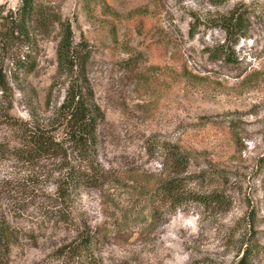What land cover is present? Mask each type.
I'll list each match as a JSON object with an SVG mask.
<instances>
[{"label": "rangeland", "instance_id": "obj_1", "mask_svg": "<svg viewBox=\"0 0 264 264\" xmlns=\"http://www.w3.org/2000/svg\"><path fill=\"white\" fill-rule=\"evenodd\" d=\"M36 2L86 44L105 115L99 162L111 179L63 201L54 162L18 157L16 126L31 120L29 108L49 117L61 34L56 26L1 47L11 91L0 103V223L15 243L0 264H238L247 245L248 264H264V0ZM241 4L256 12L250 38L222 49L219 20ZM20 5L0 0V16ZM30 51L33 73L15 72L13 60ZM170 145L190 160L180 176L190 200L153 215Z\"/></svg>", "mask_w": 264, "mask_h": 264}, {"label": "trees", "instance_id": "obj_2", "mask_svg": "<svg viewBox=\"0 0 264 264\" xmlns=\"http://www.w3.org/2000/svg\"><path fill=\"white\" fill-rule=\"evenodd\" d=\"M214 5L219 4L215 2ZM241 6L242 10L233 9L219 20L225 35L222 49L250 38L251 14L256 12L245 4ZM56 26L61 38L56 51V75L46 96L49 117L40 120L29 108L31 120L20 121L16 126L20 133L16 153L22 161L28 163L38 164L44 160L54 162L56 193L64 201L72 192L83 187L102 191L111 179L99 162L100 129L105 123V115L95 100L88 77L86 44L75 41L70 21L63 20L51 7L39 4L36 0H21L16 11L0 16V48L5 51V48L13 44L14 38H20L22 42L31 41L33 33H48ZM31 55L30 51L13 60L15 72L22 71L23 75L33 73L35 67L31 66ZM4 60L0 61V103L3 105L7 103L11 91ZM60 85L64 86V96L59 104H54L53 96ZM4 114H7L6 111ZM161 158L162 172L168 173V176L154 192L151 209L153 215L162 207L172 211L180 210L190 200L181 185L180 177L190 163L187 154L179 147L170 145L164 148ZM5 225L0 223V254L9 252L15 243L14 232ZM252 253V247L247 245L238 264H248Z\"/></svg>", "mask_w": 264, "mask_h": 264}]
</instances>
